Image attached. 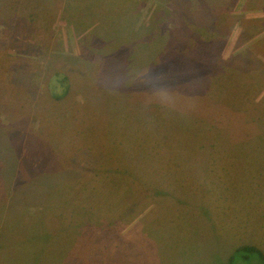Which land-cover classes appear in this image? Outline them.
<instances>
[{
	"label": "rangeland",
	"instance_id": "1",
	"mask_svg": "<svg viewBox=\"0 0 264 264\" xmlns=\"http://www.w3.org/2000/svg\"><path fill=\"white\" fill-rule=\"evenodd\" d=\"M68 1L0 0V264H42L44 232L63 245L69 232L71 264H264V0H223L221 58L172 64L180 81L158 88L130 65L136 37L124 48L88 30L134 0ZM137 1L134 31L157 4ZM157 102L181 111L151 113Z\"/></svg>",
	"mask_w": 264,
	"mask_h": 264
},
{
	"label": "trees",
	"instance_id": "2",
	"mask_svg": "<svg viewBox=\"0 0 264 264\" xmlns=\"http://www.w3.org/2000/svg\"><path fill=\"white\" fill-rule=\"evenodd\" d=\"M71 1L72 0H69L68 2H71ZM96 1L100 2V8L105 7L106 4H110V0H96ZM174 1L175 3L170 2L169 4L171 6H174V11L178 13L179 17L174 16V12L172 9H168L169 13H167L165 10L166 2L161 3V0H157L156 1L157 4L153 7V9L151 8V12L149 14L148 19L140 23V25H138L137 28H135L136 29L135 31L133 29L134 28L133 24L135 22L133 21V19L136 18L135 16L136 9L138 8L139 10V2L137 0H134L132 13L129 16L130 10H129L128 5H124L120 1L121 3L116 4V6L123 5V10L128 12L127 15L122 14V17L120 19L118 18L119 22L116 20H112V18H108V16L106 17L99 16L96 19V23L102 24L101 28L96 29V30H90L91 27L93 26V24H91L88 27V30L92 31L93 32L92 34H94L95 32L100 33L98 35L100 38L102 37V35L106 36L107 34L106 32L110 33L108 34L109 37L106 36L108 38V41L112 43L117 42V45L119 46H123V47L126 45L131 46L133 43V45L129 47V51H130L129 54H130V58L132 59L131 61L132 64L130 65L137 66L140 81L148 79L144 77L145 75L144 70H146V73H148V77L151 80L152 79L155 80L156 88H158L159 83L165 82L164 80L168 81L169 79H171L172 82H177V81L179 82L180 81L179 75H182L183 72H180L177 67H172L171 66L172 64L180 62L181 67L183 68L184 63H190V60H187V57L193 60L191 63H196V62L202 63L203 60H200L198 58L205 59L204 57H207L205 56V53H204L205 51L206 52L211 51L212 57L213 56L215 57L217 55L216 57L221 58L220 52H222V48L224 46V42L226 41L228 37V34L231 33L230 29H228V31L224 29L227 19L222 18L223 19L222 21L221 15L222 17L229 15L228 12H229L230 2L229 1L223 2V0L222 1L217 0V3H221V4H217V7H216L214 6L215 4L213 3L207 4V5L200 4L204 2L203 1L199 2L198 0H197L198 3L197 4L194 3V5L192 3L191 4L187 3V1L192 2V0H182V1L174 0ZM195 1L196 0H194V2ZM45 2L49 4L51 0H45ZM126 3L130 4L129 2H126ZM68 6H71V5L68 4ZM210 6L214 7L216 11L221 12V14L219 13V15L216 17L215 20L211 16L206 15V13H203L205 11L204 7L211 11ZM86 15H87L86 20H88L89 18L88 12ZM101 20H103V22H101ZM112 22L117 23V25L114 27L115 30L112 29V27H110L109 25ZM123 31H125L124 34L119 33ZM137 32L139 33L137 34ZM133 37H136V39L130 44L131 38ZM135 46H136V49L133 51ZM117 47L118 46H114V49H117ZM124 48H127V47H124ZM244 51H246V49ZM244 51L242 53L243 58H244V55H246ZM257 52L258 54L259 52L262 54L264 53V51L261 52L258 50ZM240 53L241 52H239V54ZM194 60L196 62H194ZM215 60L218 61L217 59ZM237 62H245V59L244 60L238 59ZM211 69H212V66H211ZM189 70H192L191 66L189 67ZM236 70H233V71H236ZM165 72H168V73L165 75ZM194 75H196V77H192ZM200 75L201 74L199 72L196 73V71H194V73L193 72H191L190 74L188 73L186 82L188 80L190 81L192 80V82L195 81L196 83L198 82V78L200 77ZM222 75L225 81L226 77L224 74ZM219 77H220L219 74H217L213 78H215L216 80ZM161 78H163L164 80L160 81ZM166 86L160 88L162 96H164L163 94L164 91L162 89L165 88ZM211 87L215 88L216 86L212 85ZM243 90L249 92V93L247 92L249 96L246 98V100L248 99V103L250 104L251 101H253L252 97H254L250 94V86L246 83H243L235 88V91L239 92V94H242L241 92ZM186 91L187 90L184 89L182 93L184 92V96H186L187 100H189L192 97V95L189 96V93ZM233 93L234 92H228L227 88H224V95H222L221 100L225 101V99H227V102H228V97H229V99L231 98L233 102L234 101L233 97H236L233 95ZM162 96L160 99H158L159 102H164V99H163L164 97ZM241 101L242 99L240 101L237 100L238 103H240ZM148 104H153V103H148ZM148 104L143 105V107L146 108V105ZM182 106L183 104H180L179 107L182 108ZM151 107H152V110H149L151 111V113L155 112L156 110H161L163 111L165 115L168 114V116L178 115L179 112L181 111V110H176V108H171L167 105H163V104L159 105L158 102L157 104L154 103V105H151ZM163 113L158 112L156 114V117L165 116ZM244 114L246 113L244 112ZM245 116L249 117L248 115H245ZM262 127H264V123L261 124V131L258 135L264 138V134L262 133ZM256 144H264V141L253 143V145H256ZM55 193H56V189L54 187L53 189H51L49 194L54 196ZM49 221L51 222L50 219ZM45 224L46 226H48L47 221ZM59 233L65 238L64 245H67L66 248L63 244L59 243L63 239L59 240L58 242L57 236L53 235L50 232H44L43 233L44 237L41 240L34 243L36 244L34 246L36 248V254L38 255L37 258L40 259L42 264H71L66 258V256L64 255L65 252H67L70 248H72L71 245L69 244L70 243L69 241L71 240L70 236L68 235L69 232L68 234L62 233V232H59ZM68 236H69V241H67ZM123 245L124 244L117 243L118 247H121ZM87 249H88V246L87 244H85V246H83L82 249H80V252L81 253L86 252ZM106 249L107 247H105V250ZM241 249H245L247 251H258L257 248L253 246H244ZM121 252H130L133 254L134 251H132V249H127V247L125 246V248L121 249ZM75 260L77 261L78 259L75 258Z\"/></svg>",
	"mask_w": 264,
	"mask_h": 264
},
{
	"label": "crops",
	"instance_id": "3",
	"mask_svg": "<svg viewBox=\"0 0 264 264\" xmlns=\"http://www.w3.org/2000/svg\"><path fill=\"white\" fill-rule=\"evenodd\" d=\"M236 48H241V46H237Z\"/></svg>",
	"mask_w": 264,
	"mask_h": 264
}]
</instances>
